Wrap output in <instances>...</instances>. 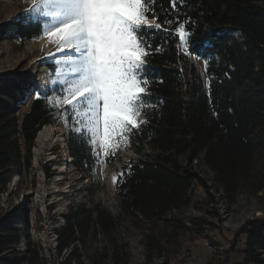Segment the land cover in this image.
Masks as SVG:
<instances>
[{"label": "trees", "instance_id": "1", "mask_svg": "<svg viewBox=\"0 0 264 264\" xmlns=\"http://www.w3.org/2000/svg\"><path fill=\"white\" fill-rule=\"evenodd\" d=\"M154 7L158 22L172 21L165 28L185 22L193 33L190 43L180 47L178 34L163 31L149 35L154 48L160 46L149 58L151 106L143 110L147 124L129 144L135 157L120 171L117 217L99 203L71 202L57 231L59 256L97 232L112 233L120 215L168 223L173 211L190 204L194 185L211 190L194 162L210 171L225 205L241 194L264 200V0H178L175 9L171 0H156ZM41 24L40 19H14L0 29V41L13 32L20 43L31 42ZM189 48L198 55H188ZM191 57L207 59L203 76ZM28 85L24 79L0 80V195L13 173L20 178L29 172L35 136L53 123V109L43 95L24 102ZM23 104L28 107L19 122L16 112ZM66 141L74 166L88 173L93 160L88 146L70 132ZM11 222L0 221V264H46L28 231ZM190 222L201 225L196 218ZM241 236L242 264H264V216L246 221L235 235ZM21 237L22 254L16 252ZM127 254L125 246L111 241V264H128ZM99 256L92 264L102 263ZM72 260L70 254L67 263Z\"/></svg>", "mask_w": 264, "mask_h": 264}, {"label": "rangeland", "instance_id": "2", "mask_svg": "<svg viewBox=\"0 0 264 264\" xmlns=\"http://www.w3.org/2000/svg\"><path fill=\"white\" fill-rule=\"evenodd\" d=\"M31 6V0H0V29L17 17H23ZM37 19L42 22L41 30L45 23L50 22L44 17ZM55 52V44L46 37L22 44L10 32L0 41V80L24 79L37 86L41 95L49 97L51 104L49 99L47 103L53 109V123L49 125L55 127L56 135L61 133L64 140L63 145L55 144L40 153L37 163H34V139L29 172L20 178L13 173L12 177L18 176L16 184H8L0 195V221L10 220L21 232L28 231L32 244L40 249L46 264H68L70 254L76 261L69 264H92L93 258L99 255L103 258H99L101 264H111L108 255L111 241L125 246L128 264H227L228 259L229 264H242L243 256L237 250L242 247L243 237L236 239V232L246 221L264 216V200L241 194L233 204L225 205L212 185L210 171L195 162L196 170L211 190L207 193L194 185L190 204L173 211L168 223H148L120 215L109 235L97 232L85 238L84 244L78 243L76 248L71 245L60 256L57 255V231L64 225L63 216L71 202L83 201L88 206L99 203L117 217L120 171L122 165L135 155L129 144H121L115 155L105 157L98 145L99 163L94 165L92 160L88 173L80 172L74 166L66 141L73 114L64 113L67 105L57 103V95L51 91L55 87L52 83L55 79L54 61L45 59ZM190 61L197 74L203 76L205 61L195 57ZM27 107L23 104L16 112L19 122ZM64 167L66 169L60 171ZM114 176L116 183L113 182ZM195 218L201 225L190 224ZM24 251L25 242L21 237L16 252L22 254Z\"/></svg>", "mask_w": 264, "mask_h": 264}, {"label": "snow or ice", "instance_id": "3", "mask_svg": "<svg viewBox=\"0 0 264 264\" xmlns=\"http://www.w3.org/2000/svg\"><path fill=\"white\" fill-rule=\"evenodd\" d=\"M155 2L31 0V8L16 18L31 21L44 17L50 21L34 39L46 37L56 46L59 55L45 58L55 65L51 91L58 104L67 105L64 113L72 112L69 131L88 146L94 165L99 163L98 145L105 157L115 155L121 144H130L132 136L147 124L140 117L151 106L147 99L152 83L149 58L153 50H160V46L154 48L149 35L161 31L178 34L180 47L189 44L193 35L185 22H177L174 29L164 27L171 20L158 22ZM171 3L175 9L178 0ZM188 55L198 54L189 48ZM25 93V103L33 94L37 99L41 96L35 85L26 86ZM45 98L51 104L50 98Z\"/></svg>", "mask_w": 264, "mask_h": 264}, {"label": "bare ground", "instance_id": "4", "mask_svg": "<svg viewBox=\"0 0 264 264\" xmlns=\"http://www.w3.org/2000/svg\"><path fill=\"white\" fill-rule=\"evenodd\" d=\"M55 55H59L57 52H55ZM56 128L52 125H45L42 127L36 134L35 137V146L34 148V163H37L39 154L42 153L44 150L51 149L54 147L55 144L63 145L64 140L60 135H56ZM67 159V158H66ZM66 169L65 167L63 169L60 168V171ZM16 178V177H15Z\"/></svg>", "mask_w": 264, "mask_h": 264}, {"label": "water", "instance_id": "5", "mask_svg": "<svg viewBox=\"0 0 264 264\" xmlns=\"http://www.w3.org/2000/svg\"><path fill=\"white\" fill-rule=\"evenodd\" d=\"M17 180H18V176L15 178V176L14 177H12V179H11V181H10V186H13V185H15L16 184V182H17Z\"/></svg>", "mask_w": 264, "mask_h": 264}, {"label": "crops", "instance_id": "6", "mask_svg": "<svg viewBox=\"0 0 264 264\" xmlns=\"http://www.w3.org/2000/svg\"><path fill=\"white\" fill-rule=\"evenodd\" d=\"M227 264H229V262Z\"/></svg>", "mask_w": 264, "mask_h": 264}]
</instances>
